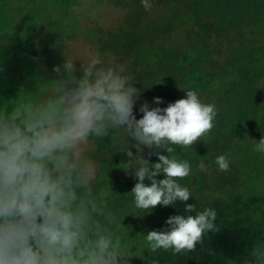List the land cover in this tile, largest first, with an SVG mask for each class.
Masks as SVG:
<instances>
[{
    "label": "trees",
    "instance_id": "16d2710c",
    "mask_svg": "<svg viewBox=\"0 0 264 264\" xmlns=\"http://www.w3.org/2000/svg\"><path fill=\"white\" fill-rule=\"evenodd\" d=\"M108 3L124 11L114 29L83 27L75 13L79 0H0V111L51 95L59 79L53 69L63 65L58 45L79 36L106 66L126 68L141 93L137 119L145 101L166 108L195 91L202 103L215 105L213 128L192 146L159 150L190 164L189 175L177 178L191 193L186 203L197 211L214 209L219 231L205 233L191 251L150 249L149 231L164 230L173 215L195 213H186L180 201L135 207L131 192L138 179L128 171L125 152L137 149L122 129L90 138L93 148L85 156L97 170L94 187L110 193L107 204L129 264H256L253 247L264 244V152L254 151L264 138V0H150V10L141 0ZM155 151L144 147L139 154L149 159L153 152L155 164ZM220 155L229 161L227 172L215 162Z\"/></svg>",
    "mask_w": 264,
    "mask_h": 264
},
{
    "label": "clouds",
    "instance_id": "9594fccd",
    "mask_svg": "<svg viewBox=\"0 0 264 264\" xmlns=\"http://www.w3.org/2000/svg\"><path fill=\"white\" fill-rule=\"evenodd\" d=\"M141 3L145 10L153 6L150 0ZM53 71L59 79L51 95L0 111V264H129L115 231L119 222L107 204L110 193L94 187L97 170L84 155L91 137H107L112 129H122L137 149L135 155L125 152L128 171L138 179L131 192L135 207L149 210L180 201L186 213H195L173 215L164 230L149 231L145 239L152 251H191L205 233L219 231L214 209L197 211L186 203L191 193L177 178L189 175L190 164L159 150L170 154L169 144L192 146L208 133L214 104L202 103L188 90L187 98L166 108L143 102L137 119L134 106L141 93L123 65L106 66L97 55L76 75L74 61L66 56L62 68ZM144 147L156 150L160 162L150 163L153 152L142 158ZM254 151L264 152V138ZM215 162L221 171L230 168L225 155ZM161 173L165 178L156 179ZM252 256L264 264V244L255 245Z\"/></svg>",
    "mask_w": 264,
    "mask_h": 264
},
{
    "label": "rangeland",
    "instance_id": "374dc122",
    "mask_svg": "<svg viewBox=\"0 0 264 264\" xmlns=\"http://www.w3.org/2000/svg\"><path fill=\"white\" fill-rule=\"evenodd\" d=\"M18 2V0H15ZM80 5L75 8L80 23L83 27H102L106 29H114L119 20L124 15V11L113 4H109L108 0H79ZM57 55L63 63L66 56L74 61L76 68L86 64L92 57L97 56L95 50L86 44L79 36L75 41H63L58 45ZM66 55V56H65ZM113 59H110L112 63ZM93 148V144L85 146L84 155Z\"/></svg>",
    "mask_w": 264,
    "mask_h": 264
}]
</instances>
